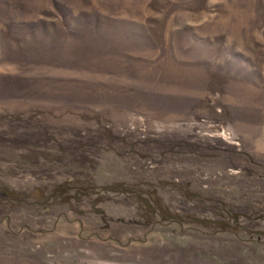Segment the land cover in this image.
I'll list each match as a JSON object with an SVG mask.
<instances>
[{
	"label": "rangeland",
	"instance_id": "374dc122",
	"mask_svg": "<svg viewBox=\"0 0 264 264\" xmlns=\"http://www.w3.org/2000/svg\"><path fill=\"white\" fill-rule=\"evenodd\" d=\"M0 264H264V0H0Z\"/></svg>",
	"mask_w": 264,
	"mask_h": 264
}]
</instances>
